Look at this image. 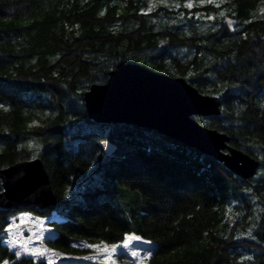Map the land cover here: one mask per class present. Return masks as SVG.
<instances>
[{
	"label": "trees",
	"instance_id": "obj_1",
	"mask_svg": "<svg viewBox=\"0 0 264 264\" xmlns=\"http://www.w3.org/2000/svg\"><path fill=\"white\" fill-rule=\"evenodd\" d=\"M186 2L0 0V168L41 158L58 203L21 210L47 218L49 248L71 255L133 233L153 242L148 264H264V0ZM124 62L217 95L220 113L194 117L257 172L153 127L91 119L85 92ZM18 211L0 209V264H48L9 248Z\"/></svg>",
	"mask_w": 264,
	"mask_h": 264
},
{
	"label": "water",
	"instance_id": "obj_2",
	"mask_svg": "<svg viewBox=\"0 0 264 264\" xmlns=\"http://www.w3.org/2000/svg\"><path fill=\"white\" fill-rule=\"evenodd\" d=\"M228 20L233 23L231 18L227 23ZM84 100L94 121H123L159 129L210 154L244 178L253 176L260 165L255 157L229 144L227 133L209 128L194 117L220 113L222 100L201 92L184 76L124 62L110 72L107 83L92 84ZM102 144L107 152L114 149L110 142ZM0 178L1 210L34 207L41 211L58 203V195L39 157L0 168Z\"/></svg>",
	"mask_w": 264,
	"mask_h": 264
},
{
	"label": "snow or ice",
	"instance_id": "obj_3",
	"mask_svg": "<svg viewBox=\"0 0 264 264\" xmlns=\"http://www.w3.org/2000/svg\"><path fill=\"white\" fill-rule=\"evenodd\" d=\"M155 3H161L167 5L168 0H150V6L148 8V11H152V8ZM199 3L201 5L203 4H216V0H199ZM220 3H223V0H220ZM187 8H192L193 0H188V2L184 5ZM219 6V4H217ZM175 7H180L179 3L175 4ZM103 14V13H101ZM221 17H224V13H220ZM208 19H214V17L209 16ZM228 23L231 24V20H228ZM0 107H3V105H0ZM36 221H38L41 225L43 224V221L40 220L39 217L35 218ZM16 218H13V223L8 224L7 227L4 228V232H6L9 236V239L7 241L8 246L10 249H14L17 247L16 238L20 231V225L15 223ZM20 224H24L26 221L31 220V214L29 213H23L19 217ZM34 235H36L34 233ZM249 235H251V231L249 232ZM37 239H40V236L37 235ZM29 242L32 240V236L28 237ZM145 243L148 245H151L153 242L148 240H143L142 237L135 234H125L123 241L120 244H108L106 242H101V245H89L86 243H82L80 245H73V247H87L95 249L98 252H103L106 255L104 258L111 262V264H116V257L118 254H120L121 250L123 252L128 253L131 257H133L136 261V264H145V261L149 260L152 257V251L151 249L144 250L143 254L137 249L138 243ZM23 252L25 254H28L32 256L34 259L38 258H47L48 264H52L51 257H54L58 255L55 253L52 249L48 248H29L27 244L23 245ZM16 257L19 259L21 257V252L16 251L15 252ZM83 259H92V257H83ZM246 259H252L251 257H246ZM2 264H10L8 260L2 261Z\"/></svg>",
	"mask_w": 264,
	"mask_h": 264
},
{
	"label": "rangeland",
	"instance_id": "obj_4",
	"mask_svg": "<svg viewBox=\"0 0 264 264\" xmlns=\"http://www.w3.org/2000/svg\"><path fill=\"white\" fill-rule=\"evenodd\" d=\"M187 2H188V0H187ZM227 17L231 18L230 16H227ZM23 213H29V214H31V217L35 215V213H32L28 210H20V211L16 212L15 214L11 215L10 224L13 223V218H16L15 223L20 225V231L18 233V236L21 237L22 239H26L27 238V234H26L27 228L30 229L31 226L27 225L29 221H26L24 224H20L19 217ZM39 216H41V215H39ZM32 229H34V228L32 227ZM128 234H133V233H128ZM143 240H148V239L143 238ZM39 241H41V240L39 239ZM148 241H150V240H148ZM84 243L89 244V245H101V242H98V243L84 242ZM120 243H117V244H120ZM150 246L151 245L140 242L137 244V249L141 252V254H143V251L150 249L149 248ZM101 247H102V245H101ZM82 248H87V247H82ZM89 249L90 250L72 253L70 256L71 261H72L71 263L72 264H111L110 261H108L104 258V256L106 255L105 253L98 252L92 248H89ZM83 257H92V259L85 260V259H83ZM116 264H136V261L128 253H125V252H123V250H121L120 254H118V256L116 257ZM145 264H148V261H145Z\"/></svg>",
	"mask_w": 264,
	"mask_h": 264
},
{
	"label": "built area",
	"instance_id": "obj_5",
	"mask_svg": "<svg viewBox=\"0 0 264 264\" xmlns=\"http://www.w3.org/2000/svg\"><path fill=\"white\" fill-rule=\"evenodd\" d=\"M39 217L41 221H43V224L41 225L38 221H36L35 218ZM46 223H47V218L46 217H43V216H39V215H34L31 217V220L28 222L27 225L31 226L30 229L27 228V238L26 239H23L24 241V245L27 244V246L29 248H43V232H46ZM32 227L34 229H32ZM34 233L36 235H34ZM37 235L40 236V240L37 239ZM29 236H32V240L31 242H29L28 240V237ZM9 239V236L8 234L6 233V240L8 241ZM16 239H22L21 237H19L17 235V238ZM25 253H21V255H24ZM39 259H46L48 261L47 258H39ZM52 259V264H60V262H67L66 260H58V259H55V256L54 257H51Z\"/></svg>",
	"mask_w": 264,
	"mask_h": 264
},
{
	"label": "bare ground",
	"instance_id": "obj_6",
	"mask_svg": "<svg viewBox=\"0 0 264 264\" xmlns=\"http://www.w3.org/2000/svg\"><path fill=\"white\" fill-rule=\"evenodd\" d=\"M46 232H47V228H46ZM46 232H43V238H44V235L46 234ZM16 242H17V248L19 249V251L21 253H24L23 252V245H24V241L23 239H16ZM43 248H48V249H52V248H49L43 241ZM55 253H57L58 255L55 256V259H58V260H66L67 262H60V264H72L71 262V255L70 254H67V253H63L61 251H58V250H55V249H52Z\"/></svg>",
	"mask_w": 264,
	"mask_h": 264
}]
</instances>
